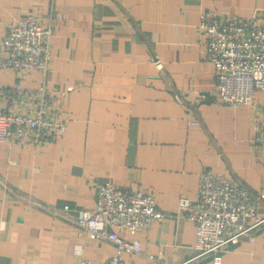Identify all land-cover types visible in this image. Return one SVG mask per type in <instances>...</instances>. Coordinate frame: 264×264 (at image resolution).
Here are the masks:
<instances>
[{"label": "crops", "instance_id": "obj_1", "mask_svg": "<svg viewBox=\"0 0 264 264\" xmlns=\"http://www.w3.org/2000/svg\"><path fill=\"white\" fill-rule=\"evenodd\" d=\"M30 11L53 27L49 70L0 66V107L34 113L44 85L63 94L68 127L38 148L0 143V264L107 260L114 242L87 238L74 221L104 182L147 187L164 214L148 230L118 231L143 250L124 259L212 264L211 253L198 255L179 199H194L209 170L259 195L264 215V141L253 140L264 91L249 103L221 102L198 21L201 12L257 11L264 25V0H0V39ZM254 235L220 252L221 264H264V223Z\"/></svg>", "mask_w": 264, "mask_h": 264}, {"label": "built area", "instance_id": "obj_2", "mask_svg": "<svg viewBox=\"0 0 264 264\" xmlns=\"http://www.w3.org/2000/svg\"><path fill=\"white\" fill-rule=\"evenodd\" d=\"M198 28L204 36V53L215 69L216 91L222 103H249L257 90L264 91V25L259 12L244 17L201 12ZM53 34V27L42 25L34 11L20 17L0 39L3 53L0 66L46 72L52 56ZM17 89L7 93L12 96ZM36 91L40 99L34 113L0 107V143L38 148L57 142L67 131V110L60 104L63 94L44 85ZM174 96L177 102L186 105L189 114L193 113L186 98ZM257 109L259 119L253 140L261 142L264 141V108ZM187 123L199 122L190 116ZM259 197L224 174L203 171L196 197H181L178 204L195 226L198 255L211 253L212 264H221L220 252L244 237L253 241L256 228L264 223V215L257 211ZM163 215L147 187L136 184L122 188L110 182L102 183L94 206L79 208L74 221L87 238L114 242V254L105 261L82 258L78 264H135L124 259L123 254L143 253L140 241L125 240L118 231L134 235L138 230H148ZM147 257L151 264H165L152 254Z\"/></svg>", "mask_w": 264, "mask_h": 264}]
</instances>
